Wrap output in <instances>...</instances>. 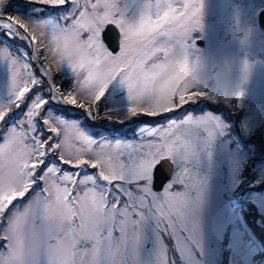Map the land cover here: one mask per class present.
I'll return each instance as SVG.
<instances>
[{
	"label": "snow or ice",
	"instance_id": "snow-or-ice-1",
	"mask_svg": "<svg viewBox=\"0 0 264 264\" xmlns=\"http://www.w3.org/2000/svg\"><path fill=\"white\" fill-rule=\"evenodd\" d=\"M30 2L62 11L25 21L0 0V31L21 42L13 50L0 41L9 77V98L0 103V264H141L150 223L158 264H174L170 253L189 254L185 237L195 243L191 213L201 182L188 161L200 132L212 138L214 118L189 115L113 141L56 111L67 105L112 119L100 102L114 80L126 87L130 116L157 118L207 98L190 83L185 52L201 26L202 0H146L135 22L119 0ZM109 26L118 51L102 38ZM45 61L71 70V89L56 85Z\"/></svg>",
	"mask_w": 264,
	"mask_h": 264
},
{
	"label": "rangeland",
	"instance_id": "rangeland-1",
	"mask_svg": "<svg viewBox=\"0 0 264 264\" xmlns=\"http://www.w3.org/2000/svg\"><path fill=\"white\" fill-rule=\"evenodd\" d=\"M27 2L35 7H31L25 14L16 12V5H10L9 0L4 11L25 21L57 19L62 11L49 6L40 7L30 0ZM144 3L146 0H119L118 6L126 19L135 22L143 11ZM263 6L264 0H202L201 26L189 34L188 47L185 49L191 69L190 83L197 90L209 93L208 101L212 105L216 104L214 99L230 101L233 104L231 107L224 102L226 114L237 107H243L245 115L243 125L246 132L253 126L254 121L257 122L256 118L264 122V31L258 26L255 18V12ZM197 39L203 40L204 45L198 46ZM0 41L4 42L2 37ZM46 62L54 74L55 83L64 89H71L74 84L71 70L66 66L58 68L51 61ZM34 67L38 65L34 63ZM8 79L6 65L0 62V103L6 102L9 98ZM237 93L242 95L238 96ZM129 106L126 87L118 80H114L100 102L101 112L108 111L112 119L102 115L106 122L96 121L90 119L84 111V117L81 118L64 117L78 121L80 127L97 140L113 141L135 139L142 128L149 125L153 127L164 125L169 121L141 123L139 120L144 115L128 116ZM59 108L63 109V113L80 111L79 108L72 109L66 105ZM56 114L61 115L57 112ZM189 115L197 119L213 117V136L209 139L206 133L200 132L194 142V156L188 161L201 182L200 197L191 213L195 222V243L185 237L189 254L177 256L170 253L169 259L174 260V264H264V238L261 239L262 236L254 228L255 219L249 218L246 207H238L230 199V193L234 190L238 192L239 197L245 195L246 198L249 192L247 190L249 181L244 182L245 178L241 179L243 163L247 160L241 144L234 140L227 121L209 110L197 114L189 113L184 117L170 120L182 122ZM136 124L138 125L136 134L132 136L127 134L126 139L119 133L98 134L96 128L121 129L124 132L128 126ZM249 164L253 167L256 179H263L264 164H255L253 161ZM259 169H262L263 173L260 174ZM92 171L95 170L88 169V172ZM191 195L194 197L195 192ZM250 196L258 210L264 213V190L251 189ZM145 233L141 264H158L159 245L154 223L146 227ZM163 238L171 247L172 242L166 234ZM0 245V250L6 248L5 241L0 240Z\"/></svg>",
	"mask_w": 264,
	"mask_h": 264
},
{
	"label": "trees",
	"instance_id": "trees-1",
	"mask_svg": "<svg viewBox=\"0 0 264 264\" xmlns=\"http://www.w3.org/2000/svg\"><path fill=\"white\" fill-rule=\"evenodd\" d=\"M10 3H14L16 4V9L15 11L18 12V13H21V14H25L27 13V11L31 8V7H35L33 5H29V3L27 2V0H9ZM40 7H48V6H45V5H40ZM18 43H21L20 41L18 40H14ZM233 103L235 101H232ZM239 107L236 108L235 110V116L238 120V122L241 124L242 128L245 130V127L243 125V121H244V118H245V115H244V110H243V107ZM56 109L54 108V111ZM57 113L63 115V116H66V117H69V118H74L76 116H78L77 114L75 113H63L61 111H56ZM260 118V117H259ZM137 124L132 126V127H128L126 129V132L128 134H130L131 136L132 135H135L136 134V129H137ZM98 134H101V132H104V130H101V129H98ZM253 131H264V122H261V120L259 119L258 122L254 123L252 127L249 128V131L247 133H250V132H253ZM253 144L254 147H253ZM242 147V151L244 153V155H246L247 157L248 156H251V155H261L263 154L264 152V143H263V140L261 137H254L249 143H241ZM250 154V155H249ZM259 164L263 165L264 164V161H258ZM245 166V170L243 171L244 175H247L249 173V169L248 167L246 166V164L244 165ZM259 172L260 174L263 173L262 169H259ZM247 198H243V203L246 207V210L249 212L248 215H249V218L252 217L255 219L256 221V225H255V230L260 234L261 239L264 238V213L263 212H260L258 210V207L255 203V201L253 200V198L250 196L249 192L246 194ZM2 245V244H1ZM0 245V246H1Z\"/></svg>",
	"mask_w": 264,
	"mask_h": 264
},
{
	"label": "water",
	"instance_id": "water-1",
	"mask_svg": "<svg viewBox=\"0 0 264 264\" xmlns=\"http://www.w3.org/2000/svg\"><path fill=\"white\" fill-rule=\"evenodd\" d=\"M259 23H260L261 27L264 29V10H262V12L260 14ZM102 38L110 46V48H115L118 51V48H117L118 31L114 27L109 26L107 28L106 32L105 33H102ZM197 42L200 43V44H203V41L200 40V39H198ZM202 101L203 102H206V104H207V106L209 108H211L213 110H217L216 106L210 105L209 102H208V100L206 98H199V99H197L195 101V103L190 102L187 105H189L191 109L195 110L196 109L195 108V104L200 103ZM223 103H224L223 100H216V104H220V105L223 106ZM69 107H73V106H69ZM181 109H177L173 113L166 114L164 116L157 117V118H152V117H148V116L146 118V117L143 116V117L140 118V121H143V122H146V123H158V122H161L164 119H168V118H172V117H178L179 115L177 114V112L180 111ZM128 116H130V115L128 114ZM227 118H229V117H227ZM233 120H234L235 125H236V128H237V136L239 137V139L242 140V141H248L251 138V136H253L254 134L250 135L249 137H244L242 135V133H241V129H240L239 124L236 121L235 117H233ZM114 131L116 132L118 130L115 129ZM255 134H258V135H261L262 137H264V133H255ZM260 158L261 159H264V155L261 156ZM166 171L168 172L169 175H171L173 169H172V167L170 165H166ZM248 179H251L254 182L255 175H254L253 172H251L250 176L246 180H248ZM156 187L157 188L160 187V183L159 182L157 183ZM251 188L252 189H255V190H263L264 189V179H261L260 181H258L257 184L251 186Z\"/></svg>",
	"mask_w": 264,
	"mask_h": 264
},
{
	"label": "bare ground",
	"instance_id": "bare-ground-1",
	"mask_svg": "<svg viewBox=\"0 0 264 264\" xmlns=\"http://www.w3.org/2000/svg\"><path fill=\"white\" fill-rule=\"evenodd\" d=\"M45 65L48 67L49 65H48V63L45 61ZM56 85H57V83H56ZM207 100H209L210 99V97L208 96L207 98H206ZM80 110H82V109H80ZM83 111V110H82ZM96 121H100V122H106V120L101 116V118H99V119H96ZM108 122V121H107ZM108 123H113V122H108Z\"/></svg>",
	"mask_w": 264,
	"mask_h": 264
},
{
	"label": "flooded vegetation",
	"instance_id": "flooded-vegetation-1",
	"mask_svg": "<svg viewBox=\"0 0 264 264\" xmlns=\"http://www.w3.org/2000/svg\"><path fill=\"white\" fill-rule=\"evenodd\" d=\"M201 106H202V105H201ZM199 109H200V107H199ZM202 109H203V108L201 107L200 111H201ZM207 110H208V109H207ZM222 110H223V109H222ZM200 111H199V112H200ZM189 113H190V112H189ZM254 120H255V119H254ZM255 122H256V121H254V123H255ZM254 123H253V124H254ZM233 129H234V126H233ZM254 163H255V161H254ZM248 191H249V194H250V191H251V190H248Z\"/></svg>",
	"mask_w": 264,
	"mask_h": 264
}]
</instances>
